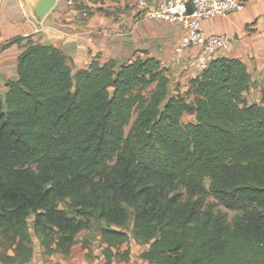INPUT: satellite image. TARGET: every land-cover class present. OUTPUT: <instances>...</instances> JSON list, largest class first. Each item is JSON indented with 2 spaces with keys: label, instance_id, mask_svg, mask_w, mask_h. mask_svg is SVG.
<instances>
[{
  "label": "trees",
  "instance_id": "1",
  "mask_svg": "<svg viewBox=\"0 0 264 264\" xmlns=\"http://www.w3.org/2000/svg\"><path fill=\"white\" fill-rule=\"evenodd\" d=\"M18 72L0 91V264L30 262L34 232L69 254L96 223L109 264L133 237L155 264H264V83L250 104L242 59L215 57L186 93L154 56L74 72L32 43Z\"/></svg>",
  "mask_w": 264,
  "mask_h": 264
},
{
  "label": "crops",
  "instance_id": "2",
  "mask_svg": "<svg viewBox=\"0 0 264 264\" xmlns=\"http://www.w3.org/2000/svg\"><path fill=\"white\" fill-rule=\"evenodd\" d=\"M160 1L146 0L143 6L139 0H78L73 4L58 0L39 21L33 14L31 0H2L0 43L7 44L0 50V91L5 96L9 83L18 79L19 58L27 46L42 43L63 49L74 72L95 58L124 63L138 56L157 57L167 69L171 89L186 93L192 80L203 72L195 62L200 46L177 51L186 34L184 23L144 16L146 7H156ZM245 1L247 6L242 11L206 18L204 28L207 34L230 36L229 48L216 57H238L246 63L251 85L244 96L251 104L260 100L264 83V0ZM80 6L89 11L88 15L79 16ZM9 41L12 42L8 44ZM135 242L131 240L120 249L130 247L129 258L114 255L112 264H155L141 257L148 245ZM103 247L102 241L100 245L80 241L75 242L69 254L46 255L39 245L32 260L25 264H109Z\"/></svg>",
  "mask_w": 264,
  "mask_h": 264
},
{
  "label": "built area",
  "instance_id": "3",
  "mask_svg": "<svg viewBox=\"0 0 264 264\" xmlns=\"http://www.w3.org/2000/svg\"><path fill=\"white\" fill-rule=\"evenodd\" d=\"M69 3L73 4L75 1L69 0ZM139 3L143 6L147 4L146 0H139ZM246 6L245 0H161L156 7H146L144 16L166 21H182L186 34L176 49L181 52L187 47L199 45L200 50L195 56V62L200 68L205 69L218 53L229 48L231 38L226 33L207 34L204 20L232 11H242ZM88 13L89 11L83 7L79 16L83 17ZM5 44L0 43V50Z\"/></svg>",
  "mask_w": 264,
  "mask_h": 264
},
{
  "label": "rangeland",
  "instance_id": "4",
  "mask_svg": "<svg viewBox=\"0 0 264 264\" xmlns=\"http://www.w3.org/2000/svg\"><path fill=\"white\" fill-rule=\"evenodd\" d=\"M192 117H193V115L187 114L184 117V122L191 121L192 120ZM206 186H207V188L210 187V179L209 178L206 180ZM206 201L208 203H213L215 210L218 213H221L223 215H226L229 220H233L238 214L243 213V210H240V209H230V208H227L224 204H222L221 202H219V200L216 199L210 192H208L206 194ZM132 222L133 221L131 220L130 228L132 227ZM100 225H102V223H100V224H97L96 223L92 229H85V230L81 231L79 233V235L77 236L76 243H78L80 241H83L87 245H89L90 243H92L93 245L94 244L95 245H98V244L100 245V243H101V238H100L101 237V234H100ZM33 237H34L33 242H34L35 248L37 249V247H39V245L42 246L41 241H40V238H39V236L35 232L33 233ZM131 240H133V243L136 244V242L134 240V237ZM87 241H88V243H87ZM138 245H140V243H138ZM42 248H43V246H42Z\"/></svg>",
  "mask_w": 264,
  "mask_h": 264
},
{
  "label": "water",
  "instance_id": "5",
  "mask_svg": "<svg viewBox=\"0 0 264 264\" xmlns=\"http://www.w3.org/2000/svg\"><path fill=\"white\" fill-rule=\"evenodd\" d=\"M58 0H31V8L35 17L42 21Z\"/></svg>",
  "mask_w": 264,
  "mask_h": 264
}]
</instances>
